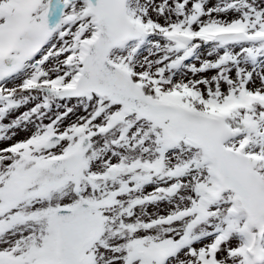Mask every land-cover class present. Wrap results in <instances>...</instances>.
Instances as JSON below:
<instances>
[{
    "label": "snow or ice",
    "instance_id": "obj_1",
    "mask_svg": "<svg viewBox=\"0 0 264 264\" xmlns=\"http://www.w3.org/2000/svg\"><path fill=\"white\" fill-rule=\"evenodd\" d=\"M0 264H264V0H0Z\"/></svg>",
    "mask_w": 264,
    "mask_h": 264
},
{
    "label": "rangeland",
    "instance_id": "obj_2",
    "mask_svg": "<svg viewBox=\"0 0 264 264\" xmlns=\"http://www.w3.org/2000/svg\"><path fill=\"white\" fill-rule=\"evenodd\" d=\"M21 135H23V134H21Z\"/></svg>",
    "mask_w": 264,
    "mask_h": 264
}]
</instances>
